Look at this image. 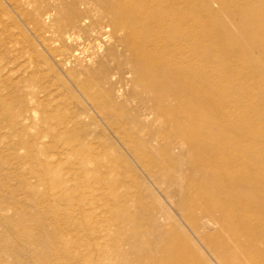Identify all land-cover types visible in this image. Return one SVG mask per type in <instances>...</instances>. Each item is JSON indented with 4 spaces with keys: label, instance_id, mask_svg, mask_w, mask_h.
<instances>
[{
    "label": "bare ground",
    "instance_id": "bare-ground-1",
    "mask_svg": "<svg viewBox=\"0 0 264 264\" xmlns=\"http://www.w3.org/2000/svg\"><path fill=\"white\" fill-rule=\"evenodd\" d=\"M55 1L18 10L40 37L55 31L50 54L67 93L79 94L77 108L59 115L58 132L35 142L79 155L94 176L82 192L107 196L117 229H98L95 237L121 233L113 247L123 264H264V51L253 57L264 50V32L253 31L264 27V6ZM81 226L65 216L42 227L33 238L46 249L35 254L44 264H78L59 239L81 228L95 232ZM114 254L99 251L98 264H113ZM9 256L0 245V264Z\"/></svg>",
    "mask_w": 264,
    "mask_h": 264
},
{
    "label": "rangeland",
    "instance_id": "rangeland-1",
    "mask_svg": "<svg viewBox=\"0 0 264 264\" xmlns=\"http://www.w3.org/2000/svg\"><path fill=\"white\" fill-rule=\"evenodd\" d=\"M35 1L37 3L33 0L32 4L31 0H0V245L10 252L3 264H44L43 258L35 252L46 249L45 242L34 239L33 235L42 234V227L56 225V220L65 216L79 227L90 223L95 230L87 234L81 228L78 235L59 239L64 243L62 248L79 259L78 264H98L99 251L115 253L112 263L123 264L113 247V241L121 243V233L112 230L105 240L95 237L98 229L111 226L117 229V223L107 210V196L82 192L81 186L91 177L94 179L92 173L87 172V165L81 162L79 155L69 156L62 144L43 150L35 142L42 134L51 136L58 132L59 115L71 114L76 107L72 102L76 99L74 95L79 94L76 90L72 91L74 95L67 93L62 84L63 73L50 54L48 42L55 38V31L51 29L44 34L45 38L40 37L32 32V25L18 10L30 12ZM235 2L244 4L245 1ZM250 2L251 6H264V0ZM55 3V0H44L46 6L53 7ZM212 6L217 9L220 4ZM261 20L264 21V17ZM263 28L260 23L253 25L255 32H264ZM263 51L257 49L253 57ZM35 94L39 102L33 100ZM23 112L27 117L22 120L17 114ZM87 116L89 118L90 114ZM102 143L108 145L107 140ZM96 161L91 165H96ZM32 183L50 188L48 191L44 187L33 189ZM67 187L73 189L67 191ZM71 202L84 207L70 209L66 205ZM39 205H52L55 212L42 215L37 209ZM51 232L57 238L59 227L53 226ZM57 251L58 247L54 246L53 252Z\"/></svg>",
    "mask_w": 264,
    "mask_h": 264
}]
</instances>
